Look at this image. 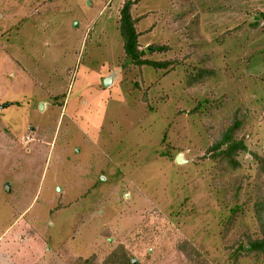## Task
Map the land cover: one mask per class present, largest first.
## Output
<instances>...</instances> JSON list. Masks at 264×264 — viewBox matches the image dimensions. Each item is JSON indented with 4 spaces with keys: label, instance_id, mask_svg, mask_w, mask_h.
<instances>
[{
    "label": "rangeland",
    "instance_id": "374dc122",
    "mask_svg": "<svg viewBox=\"0 0 264 264\" xmlns=\"http://www.w3.org/2000/svg\"><path fill=\"white\" fill-rule=\"evenodd\" d=\"M123 1L0 0V264H264V0H140L167 69L125 56Z\"/></svg>",
    "mask_w": 264,
    "mask_h": 264
},
{
    "label": "trees",
    "instance_id": "16d2710c",
    "mask_svg": "<svg viewBox=\"0 0 264 264\" xmlns=\"http://www.w3.org/2000/svg\"><path fill=\"white\" fill-rule=\"evenodd\" d=\"M140 0H124L119 9V20H118V31L122 41V48L126 57L129 58L130 62L134 66L150 65L154 68H165L173 67L176 63L169 61H154L143 58L144 52L139 49V32L136 30V19L131 15V8L137 4ZM163 46H157L150 50H163ZM210 74V70L198 67L195 72L188 74L187 83L193 85L201 81L202 78ZM238 127V123L235 121L225 130L221 131L209 150L212 151V157L218 159V163L224 165L220 166L237 168L239 161L237 155L240 152L246 150V145L242 140H237L234 137V132ZM258 223L260 228V236L257 238H247L245 243L240 246V249L246 253L258 254L264 257V200L258 203ZM113 256L108 257L103 264H115L111 259ZM78 262L72 264H91L92 258H78ZM121 264H133L132 261H128L127 257L124 256L121 259Z\"/></svg>",
    "mask_w": 264,
    "mask_h": 264
},
{
    "label": "water",
    "instance_id": "95a60500",
    "mask_svg": "<svg viewBox=\"0 0 264 264\" xmlns=\"http://www.w3.org/2000/svg\"><path fill=\"white\" fill-rule=\"evenodd\" d=\"M104 83H105V85H108V84H110V79L109 78H107V80H105L104 81ZM2 106L0 105V108H1ZM178 159H180V156L178 157Z\"/></svg>",
    "mask_w": 264,
    "mask_h": 264
}]
</instances>
